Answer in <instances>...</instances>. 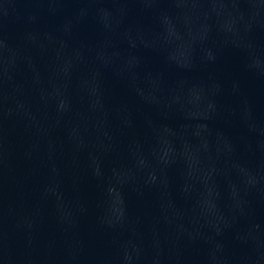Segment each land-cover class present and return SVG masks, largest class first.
Segmentation results:
<instances>
[{
	"label": "water",
	"instance_id": "obj_1",
	"mask_svg": "<svg viewBox=\"0 0 264 264\" xmlns=\"http://www.w3.org/2000/svg\"><path fill=\"white\" fill-rule=\"evenodd\" d=\"M0 264H264V0H0Z\"/></svg>",
	"mask_w": 264,
	"mask_h": 264
}]
</instances>
